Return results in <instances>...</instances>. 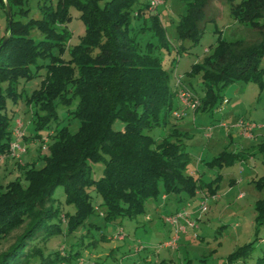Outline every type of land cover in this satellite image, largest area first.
Masks as SVG:
<instances>
[{
  "label": "trees",
  "instance_id": "16d2710c",
  "mask_svg": "<svg viewBox=\"0 0 264 264\" xmlns=\"http://www.w3.org/2000/svg\"><path fill=\"white\" fill-rule=\"evenodd\" d=\"M138 1L109 0L100 6L99 0H42L41 5L37 2L41 17L23 23L13 15L28 14L29 10L23 9L27 0H0L1 9H9L6 35L0 38V157L8 154L12 131L6 102H16L20 96L17 81L33 76L29 66L38 58L48 59L44 65H37L44 67V77L38 88L22 100L32 109L34 130L51 131L46 154L39 158L43 166L35 169L34 162L17 165L20 176L0 185V239L26 222L12 246L0 256V264H30L40 254L36 244L61 232V217L65 218L67 233L81 225L97 210L90 190L101 199L100 217L105 223L143 214L146 200L156 198L160 191L164 195L182 194L187 199L196 192L207 198L215 195L218 179L202 183L199 178L183 174L189 155L181 140L184 133L169 120L175 95L169 89L168 74L160 60L149 49L142 51L130 33V10ZM206 2L192 0L186 4L176 24L178 38L198 42ZM226 2L232 19L254 30L260 39L244 44L217 36L211 53L189 72L198 75L203 90L196 111L211 113L217 100L221 102L219 91L229 84L244 82L263 88L264 67L259 64L264 57V0ZM141 6L134 17L141 18L144 26L136 31L142 32L149 23L164 46L157 18L147 12L146 1ZM14 7L16 12L12 11ZM69 9L79 13L84 31L63 58L68 33L61 27L70 20ZM144 14L149 18H143ZM32 27L42 35L36 43L28 37ZM56 104L79 121L76 133L68 134L65 127L52 126L57 118ZM115 122L121 124L118 130L112 128ZM168 125L160 140L146 133ZM24 139L42 142L38 133ZM240 158L220 152L205 165L220 169ZM97 162L103 164V169L101 177L94 180L90 177V163ZM252 185L264 191V175L253 180ZM58 186L65 203L74 209L72 215L62 214L53 206L52 195ZM176 198V203L182 200ZM253 211L256 239L257 228L264 225V197L255 201ZM101 236L106 240L120 238ZM251 250L252 244L244 246L227 257L228 263L246 258ZM80 258L77 250L69 249L64 255L54 252L38 264H76ZM256 264H264V252Z\"/></svg>",
  "mask_w": 264,
  "mask_h": 264
},
{
  "label": "rangeland",
  "instance_id": "374dc122",
  "mask_svg": "<svg viewBox=\"0 0 264 264\" xmlns=\"http://www.w3.org/2000/svg\"><path fill=\"white\" fill-rule=\"evenodd\" d=\"M107 1L109 0H99V5L102 6ZM144 1L139 0L130 10V33L135 37L142 51L149 49L150 54L160 60L162 68L168 74V86L175 95L172 110L182 114L178 120L173 117L169 120L171 124H175L180 133H184L185 138L181 140L184 142V151L189 155V162L183 174L199 178L202 183L220 175L216 193L221 195L229 187H232V191L217 201L207 198L204 211L200 209L203 205L202 198L195 194L187 199L182 194L164 195L160 191L156 198L146 200L143 214L132 219L118 218L114 222L105 223L100 217L101 199L90 190L92 205L97 207L95 213L86 218L81 225L76 226L71 233H67L65 218L61 217V232L48 238L44 243L36 244L40 254L35 255L30 264H38L41 259L54 252L64 255L69 249L77 250L81 256L76 260V264H91L93 261L101 264H229L227 257L249 244H252L250 255L233 264H256L257 259L263 255L264 225L257 228L258 233L254 239L256 230L253 206L256 200L264 197V191H257L249 181L251 178L255 180L264 175V157L257 153L256 148H247L244 138L248 137L240 133L237 123L242 120L253 124L251 139L256 135L264 136V76L262 90H259L255 84L244 82L232 83L221 89L219 91L221 102L217 100L211 113L184 108L176 96V88H186L197 98V107L200 106V98L203 96L200 80L198 75H190L189 72L193 65L200 64L202 58L211 53V46L215 44L217 36L220 35L226 41L241 40L244 44L257 42L260 37L254 30L232 19L227 9V0H207L204 7L205 18L202 22L203 31L198 42L192 43L188 38L180 39L176 33V24L186 4L192 0H164L163 4L155 10L149 11L146 8L149 15L157 18L163 30L164 46H162L149 23H146V28L142 29V32L136 31L144 26L141 18L134 17ZM37 2L41 5L42 0H27L23 9H28V14L13 15V19L23 23L30 18L39 19L41 15ZM12 11L16 12V7L12 8ZM149 15L144 14L143 18L148 19ZM69 16L70 20L61 27L68 33L67 41L63 43V58L66 57L67 50L79 42V37L84 31V26L78 19L79 13L69 9ZM0 17L6 24V12L1 7ZM28 37L35 43L42 39V35L33 27L28 30ZM52 53L54 56L57 55L55 50ZM47 61L48 59H36L35 64L29 66L33 76L28 80L18 79L17 81L16 92L20 96L17 97L16 102L11 103L9 99L6 102V112L11 115L10 129L12 131L8 154L0 157L1 186L20 176L17 165L23 167L26 163L34 162L35 169L43 166L39 158L46 154L45 146L50 141L48 134H51V131L47 128L40 131L34 130L31 120L32 109L27 107L22 99L38 88L45 72L44 67L37 68V65H44ZM259 65L260 68L264 67V57ZM176 82L178 86L175 87ZM55 112L57 118L52 122V126L58 129L65 127L68 134L76 133L79 121L72 118L62 105L56 104ZM120 127L119 122H115L112 126L114 130ZM167 128L169 125L165 128L154 127L146 133L154 140H160L163 135H166ZM16 129H18V136L15 135ZM35 133L42 136V142L24 139V136L28 137ZM211 137L212 140L207 144ZM15 140L23 148V154L20 158L12 159L9 156L10 145ZM261 143L264 144V139H258L255 145ZM236 145L245 148L237 150L238 154L245 153L244 160H236L230 166L220 169H209L205 165L220 152L234 153ZM250 154H253V158H249ZM3 158L5 162L2 161ZM90 167V177L94 180L100 178L103 164L90 163ZM231 180L235 183H230ZM238 191L246 194L244 201L235 200ZM175 197L181 198V202L176 203ZM52 198L55 200L54 208H59L62 214L74 213L73 207L65 203L61 187L58 186L55 189ZM164 198H166L165 201ZM178 211L185 212L188 219L194 222L195 227H186L182 222L186 230L178 234L175 248L163 249L161 243L166 241L168 231H173L163 221V217ZM25 224L26 222L0 239V256L12 246L25 228ZM101 234L120 238L106 240Z\"/></svg>",
  "mask_w": 264,
  "mask_h": 264
},
{
  "label": "built area",
  "instance_id": "2783aa9c",
  "mask_svg": "<svg viewBox=\"0 0 264 264\" xmlns=\"http://www.w3.org/2000/svg\"><path fill=\"white\" fill-rule=\"evenodd\" d=\"M147 3L148 10H155L159 5H162L164 0H145ZM178 86V82L175 83V87ZM176 96L181 102V104L184 106V108H188L191 110H195L198 107V100L197 98L190 93L186 88H176ZM172 117L176 120L180 119L182 117L181 113H178L176 111H172L171 113ZM19 127V126H18ZM21 127V126H20ZM237 128L240 130V133L245 137H250L251 130L253 128V124L240 120L237 123ZM18 129L15 130V135L18 136ZM18 138V137H16ZM21 154H23V148L20 146L17 140L11 143L10 145V157L12 159L20 158ZM210 198H213L210 197ZM205 198L203 199L202 206L200 207L201 211L206 210L205 205ZM163 221L167 223L173 230L171 232V236L168 240L161 243V247L163 249L173 250L175 248V243L178 238V234L180 232H184L186 230L185 227H183L182 222L185 224L186 227L194 228L195 224L194 222L190 221L188 219V216L183 211H178L170 216L163 217Z\"/></svg>",
  "mask_w": 264,
  "mask_h": 264
},
{
  "label": "crops",
  "instance_id": "0c3cea01",
  "mask_svg": "<svg viewBox=\"0 0 264 264\" xmlns=\"http://www.w3.org/2000/svg\"><path fill=\"white\" fill-rule=\"evenodd\" d=\"M5 27H6V24L4 23V20L3 19H1V17H0V38L1 37H3V36H5L6 35V30H5ZM173 111V110H172ZM195 114V113H194ZM179 131V130H178ZM245 139V142H246V145H248V147L247 148H256L258 151H257V153H259L261 156H263L264 157V144L263 143H261V144H257V146L255 145V143L258 141V139H264V136H259V135H256L255 137H253L252 139L250 138V137H248V138H244ZM210 140H212V137L208 140V143L207 144H209V142H210ZM235 152L234 153H231V154H236V155H239L241 158L239 159V160H244L245 159V157H244V154H238V152H237V150L240 148V150H243V149H245V148H242L240 145H236L235 147ZM248 150H250V149H248ZM237 152V153H236ZM252 155L253 154H250V155H248L249 156V158H253L252 157ZM4 160V161H3ZM253 160V159H252ZM1 161V160H0ZM2 161L3 162H5L6 160H5V158H3L2 159ZM5 168H7V167H5ZM197 171V170H196ZM241 171V173L243 172V170L241 169L240 170ZM219 176L220 175H218V177L216 178V179H219ZM200 177V176H199ZM214 178V179H215ZM259 178V177H258ZM241 179H242V177H241ZM241 179H239L238 181H240L239 183H241ZM211 180H213V179H211ZM211 180H209V181H211ZM208 181V182H209ZM252 181H253V178H251L250 179V181H249V183L250 184H252ZM235 183L234 181H230V183ZM217 183H218V180L216 181V185H217ZM217 188H218V185H217ZM217 191V190H216ZM232 191V187H229V188H227L223 193H221V195H218L217 193H215V195L213 196V198H210V199H214L213 201H217V200H220V198L221 197H226L228 194H230V192ZM195 196H197V197H201L202 198V200L205 198V199H207V197H205L201 192H196L195 193ZM176 198V197H175ZM245 198H246V194L244 193V192H242V191H238L237 192V194L235 195V200L236 201H244L245 200ZM177 199V198H176ZM166 200V198H164V201ZM257 201V200H256ZM181 202V201H180ZM179 202V203H180ZM188 203V202H187ZM186 203V204H187ZM176 209V208H175ZM169 232V235H166V240L171 236V232H170V230L168 231Z\"/></svg>",
  "mask_w": 264,
  "mask_h": 264
},
{
  "label": "water",
  "instance_id": "95a60500",
  "mask_svg": "<svg viewBox=\"0 0 264 264\" xmlns=\"http://www.w3.org/2000/svg\"><path fill=\"white\" fill-rule=\"evenodd\" d=\"M6 17H7V19H9V9H8V7H6ZM8 22H9V20H8ZM2 44H3V42H2Z\"/></svg>",
  "mask_w": 264,
  "mask_h": 264
}]
</instances>
